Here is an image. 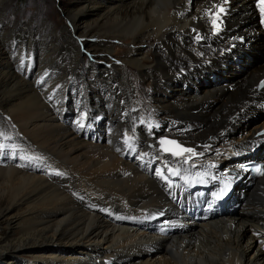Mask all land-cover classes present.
<instances>
[{
  "label": "bare ground",
  "instance_id": "bare-ground-1",
  "mask_svg": "<svg viewBox=\"0 0 264 264\" xmlns=\"http://www.w3.org/2000/svg\"><path fill=\"white\" fill-rule=\"evenodd\" d=\"M85 3L69 17L72 29L65 28L58 43L42 40L40 31L27 25L13 32L20 35L3 37L8 43L0 38V199L9 204L3 213L21 210L12 217V228L19 227V235L13 246L4 241L2 258L13 263L27 255L34 264H264V177L244 191L238 214L220 207L205 213L204 219L187 222L190 211L171 196L182 187L183 177L185 183L197 184L209 160L224 163L252 134L264 130L262 121L243 139L230 138L244 123L248 105L264 104V89H256L264 78V59L234 83L206 89L201 96L182 92L168 104L157 98L156 105L147 103L144 109L130 90L134 78L127 67L136 65L138 77L155 89L169 88L178 75L191 79L200 68L227 60L225 51L236 46L238 37L250 43L255 36H264V4L261 0ZM85 14H94L96 22L86 26L80 49L72 33ZM254 17L258 22L246 26ZM90 38L110 53L114 40L130 42L135 50L109 69L102 68L105 75L99 78L97 65L83 63V53L92 46ZM151 41H155L153 61L144 63L138 56H145L141 47ZM24 64L26 69L39 66L33 79L25 77ZM93 77L108 86L105 106L99 108L89 98ZM69 87H78L79 93L75 121L65 127L60 121ZM95 115L108 119L106 142L82 144V127L92 124ZM161 127L165 130L157 134L155 128ZM159 136L173 138L192 151L175 159L156 146L148 148ZM127 150L134 152V161L124 158ZM235 175L230 183L238 180L239 173ZM190 224L196 229L179 228ZM158 249L162 254L150 258Z\"/></svg>",
  "mask_w": 264,
  "mask_h": 264
},
{
  "label": "rangeland",
  "instance_id": "rangeland-1",
  "mask_svg": "<svg viewBox=\"0 0 264 264\" xmlns=\"http://www.w3.org/2000/svg\"><path fill=\"white\" fill-rule=\"evenodd\" d=\"M201 4L202 1L205 0H198ZM85 0H0V38H8L10 35H20L13 32L15 30L24 28V26H30L33 28V30L40 31L41 39L42 40H48L50 42L58 43V36L63 34L65 28L72 29V24L69 21V17H71L75 10L79 9L80 7L84 6ZM197 7V6H196ZM96 22V17L94 14H85L83 18L80 21V27L75 32L72 33V40L74 43L78 45L80 49H83L82 41H85V35H86V26L94 25ZM257 17H254L253 19L249 20L246 23V26H251L254 23H257ZM133 24L136 26V23L133 21ZM57 35V37H56ZM107 37V36H105ZM124 39L126 40L129 35L125 32L124 33ZM244 38L243 41H245L247 38ZM40 39V40H41ZM108 40V38H103L101 40ZM239 39V37H238ZM241 39V37H240ZM246 39V40H245ZM4 42V38L2 39ZM90 40L92 46L88 47L89 52L83 53V63L86 64L88 67H90L92 64H95L98 66L97 75L100 78V75H103L102 68L109 69L112 64L119 63V60L122 58L121 56L126 55L129 50H135L134 46L130 44V42H125L124 40H114L111 41V45H113V50L108 52L105 48H102L99 45L101 43L100 41L96 39H88ZM9 41L5 42L8 43ZM154 42L151 41L149 44H145L141 47L143 50L145 56L143 54L139 55L138 58L142 60L144 63H150L151 60L153 61V51H154ZM248 42V40H247ZM264 42V36H255L254 40L252 42H248V46L245 44H236V46L232 49L231 53L229 52L227 54L228 59L219 61L216 64H211L208 67L200 68L194 76H192L191 79H185V77H180L178 75V79L176 82L173 83L169 88L161 87V88H153L150 85V81H142L139 76V70L136 65L130 64L128 65V74L134 78V85H130V90L135 91L136 93V101L140 108L144 109L147 107L148 104L156 105V99L157 98H165L166 101H164V104L173 103L175 102L179 96L182 95V92H188V93H196L197 95H202L204 90L210 89L212 87H215L217 85L221 84H231L239 80L244 73L249 70L250 68L257 66L261 64L264 59V51L262 44ZM14 44V43H13ZM7 45V44H6ZM11 46V45H8ZM263 51V53L256 52ZM38 52V51H37ZM256 54V56H255ZM39 55V52L37 53V56ZM237 56L240 57L241 61L237 60ZM263 56V57H262ZM148 57V59H146ZM35 60V56H32V62ZM258 64L256 65L255 63ZM39 66L33 65V67H30L26 69V64H24V75L28 79H33L36 72L38 71ZM88 71V75L90 76ZM102 72V74H101ZM27 73V74H26ZM215 75V80H211L210 75ZM34 75V76H33ZM105 75V74H104ZM88 76V77H89ZM90 79V78H89ZM138 84V85H137ZM73 84H71L72 86ZM122 85V84H121ZM141 86V87H140ZM136 87V89H134ZM138 88V89H137ZM108 86L104 85V83H101L100 80L97 78H91L89 80V98L91 105L95 108H99L101 105L105 106V94L107 93ZM154 90V91H153ZM142 91V92H141ZM79 93L78 87H69L68 92L66 93V100H65V113L62 117V120L60 123L65 127H71L74 123V119L76 118V112L73 111V108L75 106V101ZM138 95V96H137ZM147 96V98H146ZM141 99V100H140ZM152 99L150 102L149 100ZM145 100V101H144ZM158 100V99H157ZM142 101V102H141ZM148 103V104H147ZM254 104V103H253ZM100 105V106H99ZM146 105V106H145ZM253 107V106H252ZM252 107H249L252 108ZM262 108V107H261ZM263 111V110H262ZM256 113H260V115L256 118H247L244 119V123L238 127L234 132L230 134L231 139H235L236 141H239L240 139H243L244 135L256 124L264 121V112H261V110H257ZM98 116V115H97ZM95 115V117L92 118L91 123L87 124L82 127V132L79 135L80 141L82 144L88 145L94 143L93 145H104L106 140H103L105 125L107 123L106 116H100L98 118ZM256 118V119H255ZM4 119L8 121V123L11 124V120L7 115H4ZM12 128L18 133V129L12 125ZM157 134H162L163 130H165V127L161 128H155ZM264 132V130H260L252 136L247 139L248 141H251L252 138H255L258 134ZM87 134H90V136H86ZM164 136H159L158 138L154 139L153 143H149L152 145L150 148H154L155 146L162 152V148L159 145L160 138ZM20 138H24L22 134L20 135ZM72 138H70L71 140ZM83 140V141H82ZM85 141V142H84ZM126 153L128 157L132 156V151ZM163 153V152H162ZM234 151L229 154V158L231 155H233ZM164 154V153H163ZM258 155H252L249 157L255 158L257 160H262L264 156H261V154H264V145L259 147V151L256 153ZM166 155V154H164ZM125 156V155H123ZM186 156V155H185ZM260 157V158H259ZM183 158V157H182ZM229 158L224 162L227 163ZM129 159V158H128ZM126 159V160H128ZM175 159H181V158H175ZM131 160V159H130ZM211 160H209L210 163ZM239 163H243V161H240ZM201 174V173H199ZM192 177V175H190ZM182 178V177H181ZM198 178V175H197ZM184 180H186L184 177L182 178L183 184L179 191L172 193L171 196H173L174 202L176 204H179L180 206H184L186 211H190V208L198 209L197 202H203L207 200V197L202 194V191L204 188L207 187V181L201 180L194 183H185ZM5 181V180H3ZM243 183V180L242 182ZM192 184V185H191ZM231 184V183H229ZM184 187V188H183ZM186 187V188H185ZM200 187V188H199ZM248 187L244 184L238 183L232 194L234 195L231 199L230 197L225 198L224 201L218 202L214 201V206L216 205V209H220V207H223V210L230 213H239L241 211L242 201L244 197V191ZM186 196V199L184 200L183 197ZM179 196V197H178ZM219 194H216L214 196L217 198ZM205 197V198H204ZM218 199V198H217ZM186 204V205H185ZM8 202L4 199H0V252L2 251L3 246H5L6 240H9V243L12 244H6V246H13L14 242L16 241L17 236L19 235L20 229L12 228V222L14 219H12L13 216L18 215L21 210H14L8 213H3L2 211H5V208L8 206ZM23 207L22 209H24ZM216 211V210H215ZM205 213H208L206 210H201L198 212H195L194 215L191 213L188 217H186V221L188 222L190 218H196V219H204L203 215ZM211 213V212H210ZM4 214V215H3ZM157 217H154L153 220H156ZM207 219V217L205 218ZM11 220V221H10ZM13 220V221H12ZM152 220V221H153ZM151 222V219L148 220ZM181 230H193L196 229V225L190 224L186 226H180ZM14 233V234H13ZM66 245H60V248L62 249H68V247H65ZM44 248V247H43ZM47 248H50L47 246ZM11 255L15 253V251ZM161 249H158L154 252V254L150 257L152 259H155L161 255ZM9 255V253H8ZM147 256V255H146ZM146 256L144 255L141 259L142 261L146 260ZM149 259V258H148ZM9 258L4 259L2 258L0 254V264H18L20 262H24L26 264H34V260L30 258V256L26 257L19 256V258L13 262L9 263Z\"/></svg>",
  "mask_w": 264,
  "mask_h": 264
},
{
  "label": "water",
  "instance_id": "water-1",
  "mask_svg": "<svg viewBox=\"0 0 264 264\" xmlns=\"http://www.w3.org/2000/svg\"><path fill=\"white\" fill-rule=\"evenodd\" d=\"M170 144L174 145V146H177L176 143H172L170 142L169 140H162V149L165 151V152H168V153H171L175 156L178 155V152L176 151V149L171 146Z\"/></svg>",
  "mask_w": 264,
  "mask_h": 264
},
{
  "label": "snow or ice",
  "instance_id": "snow-or-ice-1",
  "mask_svg": "<svg viewBox=\"0 0 264 264\" xmlns=\"http://www.w3.org/2000/svg\"><path fill=\"white\" fill-rule=\"evenodd\" d=\"M182 151H189V152H191L192 150L191 149H183Z\"/></svg>",
  "mask_w": 264,
  "mask_h": 264
}]
</instances>
